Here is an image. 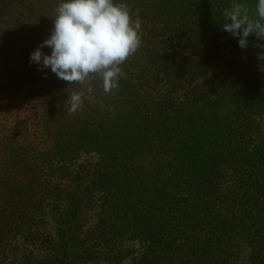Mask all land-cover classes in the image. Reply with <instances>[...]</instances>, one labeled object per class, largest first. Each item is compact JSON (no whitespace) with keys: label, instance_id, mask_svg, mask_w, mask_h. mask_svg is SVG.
<instances>
[{"label":"trees","instance_id":"1","mask_svg":"<svg viewBox=\"0 0 264 264\" xmlns=\"http://www.w3.org/2000/svg\"><path fill=\"white\" fill-rule=\"evenodd\" d=\"M58 2L0 0V264H264V41L232 0H123L142 45L75 113L29 64Z\"/></svg>","mask_w":264,"mask_h":264},{"label":"clouds","instance_id":"2","mask_svg":"<svg viewBox=\"0 0 264 264\" xmlns=\"http://www.w3.org/2000/svg\"><path fill=\"white\" fill-rule=\"evenodd\" d=\"M223 18L221 29L237 39L241 50L248 47L250 36L264 41V0H254V7L247 0H232ZM52 20L49 37L30 53L29 64L42 73L50 69L70 85L86 86L68 96L69 111L75 113L86 93H92L94 77L105 93L118 89L126 78L121 65L142 45V20L123 0H59ZM258 59L264 60V53Z\"/></svg>","mask_w":264,"mask_h":264}]
</instances>
